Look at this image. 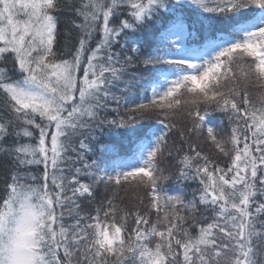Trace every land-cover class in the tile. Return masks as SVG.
<instances>
[{"label":"snow or ice","instance_id":"6c2138e0","mask_svg":"<svg viewBox=\"0 0 264 264\" xmlns=\"http://www.w3.org/2000/svg\"><path fill=\"white\" fill-rule=\"evenodd\" d=\"M0 160V264H264V0H0Z\"/></svg>","mask_w":264,"mask_h":264},{"label":"trees","instance_id":"16d2710c","mask_svg":"<svg viewBox=\"0 0 264 264\" xmlns=\"http://www.w3.org/2000/svg\"><path fill=\"white\" fill-rule=\"evenodd\" d=\"M69 17H63L61 20V24H60V36H59V41H60V47L61 49L64 50H72L74 48V46L77 44V39H76V34L75 32H73L70 36L65 37L64 32H65V23L66 20ZM94 46V44H93ZM114 115V113H113ZM111 118V117H109ZM174 162L169 161V160H162L161 161V166L164 167L167 170H173L171 168V165ZM0 164H3V161L0 160ZM169 187H172V185H169ZM192 188L196 187L195 184L191 185ZM103 191V189H101V192ZM190 192V190H189ZM142 193H138L136 191H134L131 187H128L126 190L125 189H121L120 191V196L124 198V202L128 203V204H133V203H137V196L141 195Z\"/></svg>","mask_w":264,"mask_h":264}]
</instances>
